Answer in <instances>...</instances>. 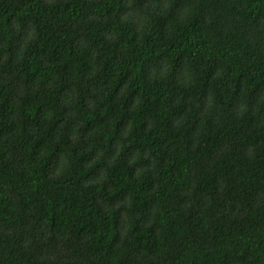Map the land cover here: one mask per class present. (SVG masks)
Returning a JSON list of instances; mask_svg holds the SVG:
<instances>
[{
	"label": "trees",
	"instance_id": "16d2710c",
	"mask_svg": "<svg viewBox=\"0 0 264 264\" xmlns=\"http://www.w3.org/2000/svg\"><path fill=\"white\" fill-rule=\"evenodd\" d=\"M0 264H264V0H0Z\"/></svg>",
	"mask_w": 264,
	"mask_h": 264
}]
</instances>
